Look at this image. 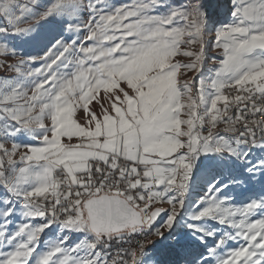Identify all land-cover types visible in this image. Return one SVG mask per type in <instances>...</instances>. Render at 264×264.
<instances>
[{
	"label": "snow or ice",
	"instance_id": "1",
	"mask_svg": "<svg viewBox=\"0 0 264 264\" xmlns=\"http://www.w3.org/2000/svg\"><path fill=\"white\" fill-rule=\"evenodd\" d=\"M205 8L0 3L2 35L56 16L85 33L38 57L0 41V264H158L147 247L185 211L199 156L264 147V0H234L233 22L214 32ZM209 47L223 59L205 78ZM24 132L37 143H18ZM224 187L209 182L192 204L199 248L183 249L185 264H264V196L235 205Z\"/></svg>",
	"mask_w": 264,
	"mask_h": 264
},
{
	"label": "rangeland",
	"instance_id": "2",
	"mask_svg": "<svg viewBox=\"0 0 264 264\" xmlns=\"http://www.w3.org/2000/svg\"><path fill=\"white\" fill-rule=\"evenodd\" d=\"M2 2L3 0H0V3ZM48 2L49 0H41L42 4ZM110 2L114 5H121L129 3L130 0H110ZM171 2L175 5H182L186 3V0H171ZM233 3L234 0H205V10L210 14V31L214 32L221 25L230 23ZM80 15L86 19L88 16L87 10L85 9ZM68 22V19L64 17H51L47 22L38 23L30 34H0V41L5 42L10 48L15 49L16 53L21 57L42 56L47 48L56 40H73L85 34L83 32L66 31L65 25ZM212 39H214V36H210V45ZM213 57L218 59L219 56L209 47V59L205 62V67L201 73L202 77L207 78L213 75L215 69V64L212 63ZM39 66V61L32 65L34 68H38ZM193 75L195 73H188L189 77ZM34 82V80L29 81V85ZM98 96L102 98L103 92L99 93ZM89 107H97L98 109L95 101ZM79 115L80 113L77 112V117ZM15 139L18 143H37L26 132L19 134ZM241 149L248 151L245 159H238L228 154H203L199 156L197 170L193 180L190 182L189 199L186 202L185 211L177 217L172 232L167 233L165 238L153 241L147 247L148 256L158 261V264H185L183 249L186 246L199 248V240L185 227V223L190 215L192 204L204 194L209 182H218L221 185H226L222 195L224 198L230 199L231 203L235 205H242L251 199H258L264 196V169L256 168L255 171H250L258 163L264 162V147H252L249 150L248 146L242 145ZM163 206L165 208L168 207L167 205ZM17 208H19V205H17ZM19 222L20 216L17 215L10 227L14 228ZM211 226L216 227L215 224ZM56 235V231L50 233L52 238H55ZM78 237V233L73 234V240ZM47 239L48 237H42L44 241H47ZM152 246L153 249H150Z\"/></svg>",
	"mask_w": 264,
	"mask_h": 264
},
{
	"label": "crops",
	"instance_id": "3",
	"mask_svg": "<svg viewBox=\"0 0 264 264\" xmlns=\"http://www.w3.org/2000/svg\"><path fill=\"white\" fill-rule=\"evenodd\" d=\"M232 22H233V18H231L230 23H232ZM218 59H223V57L219 56ZM216 69H217V65H215V69H214V71H213V74H214V72L216 71ZM220 128L222 129L223 126L221 125ZM218 130H219V129H218ZM198 161H199V158L197 159V161H196V163H195V165H194V167H193V169H192V173H191V181L193 180V178H194V174H195V172H196V170H197V162H198Z\"/></svg>",
	"mask_w": 264,
	"mask_h": 264
},
{
	"label": "bare ground",
	"instance_id": "4",
	"mask_svg": "<svg viewBox=\"0 0 264 264\" xmlns=\"http://www.w3.org/2000/svg\"><path fill=\"white\" fill-rule=\"evenodd\" d=\"M219 1H221V0H219ZM150 249H153V246H152ZM151 252H152V251H151Z\"/></svg>",
	"mask_w": 264,
	"mask_h": 264
},
{
	"label": "water",
	"instance_id": "5",
	"mask_svg": "<svg viewBox=\"0 0 264 264\" xmlns=\"http://www.w3.org/2000/svg\"><path fill=\"white\" fill-rule=\"evenodd\" d=\"M162 216H163V214H161ZM158 220H159V218H158Z\"/></svg>",
	"mask_w": 264,
	"mask_h": 264
},
{
	"label": "built area",
	"instance_id": "6",
	"mask_svg": "<svg viewBox=\"0 0 264 264\" xmlns=\"http://www.w3.org/2000/svg\"><path fill=\"white\" fill-rule=\"evenodd\" d=\"M141 207H143V205H141Z\"/></svg>",
	"mask_w": 264,
	"mask_h": 264
}]
</instances>
